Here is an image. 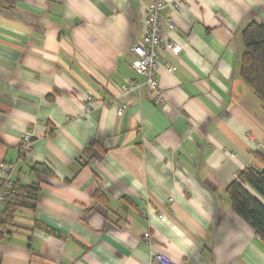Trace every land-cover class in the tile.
Returning a JSON list of instances; mask_svg holds the SVG:
<instances>
[{"label": "crops", "instance_id": "obj_1", "mask_svg": "<svg viewBox=\"0 0 264 264\" xmlns=\"http://www.w3.org/2000/svg\"><path fill=\"white\" fill-rule=\"evenodd\" d=\"M152 3L0 0V177L41 189L8 221L1 208L0 264H264L226 193L264 168V103L240 74L241 32L264 25V0L163 12L182 48L161 51L163 105L131 67Z\"/></svg>", "mask_w": 264, "mask_h": 264}, {"label": "trees", "instance_id": "obj_2", "mask_svg": "<svg viewBox=\"0 0 264 264\" xmlns=\"http://www.w3.org/2000/svg\"><path fill=\"white\" fill-rule=\"evenodd\" d=\"M241 38L245 48L240 65L241 77L264 103V25L252 21L243 28ZM262 159L264 162V157ZM45 170L42 166L32 168L38 175ZM40 190L39 186L15 183L6 204L5 221L12 219L16 210L23 206L24 198H36ZM226 193L234 212L252 227L264 243V168L244 169L227 187Z\"/></svg>", "mask_w": 264, "mask_h": 264}, {"label": "built area", "instance_id": "obj_3", "mask_svg": "<svg viewBox=\"0 0 264 264\" xmlns=\"http://www.w3.org/2000/svg\"><path fill=\"white\" fill-rule=\"evenodd\" d=\"M167 9L172 10L175 14H179L181 10V0L174 2H167L165 0H153L150 5L146 18L145 26L140 40L135 44L131 50V67L134 72L145 79V83L151 91L156 103L163 105L165 103V91L163 90L159 81L158 72L160 69L159 58L161 51L165 50L171 52L174 55H179L182 48L177 43L169 41L164 37L165 24L169 22V25L173 27L171 21H167L163 17V12ZM164 67L169 71H175L176 68L169 62H165ZM123 92L128 93L138 89V85L130 82L122 85ZM92 97H88V101H91ZM127 106L120 105L118 108V115L122 116ZM33 145L32 132L26 133L22 137V150L28 152ZM0 177V232L2 229L3 214L1 208L5 206L9 200L10 195L13 193L14 183L6 176L7 171H1ZM163 214L160 218H163ZM146 243L151 241L150 233H145L143 237ZM152 264H174L172 259L163 253H152Z\"/></svg>", "mask_w": 264, "mask_h": 264}]
</instances>
